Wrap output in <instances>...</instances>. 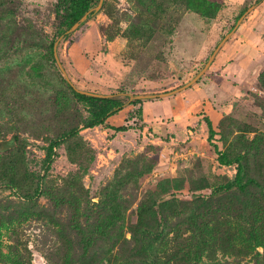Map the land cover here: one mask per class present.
Returning a JSON list of instances; mask_svg holds the SVG:
<instances>
[{"label": "rangeland", "instance_id": "obj_1", "mask_svg": "<svg viewBox=\"0 0 264 264\" xmlns=\"http://www.w3.org/2000/svg\"><path fill=\"white\" fill-rule=\"evenodd\" d=\"M73 4L0 0V264H264V0H103L61 33ZM248 8L196 82L128 101L190 81ZM56 40L75 88L125 96L105 123Z\"/></svg>", "mask_w": 264, "mask_h": 264}, {"label": "trees", "instance_id": "obj_2", "mask_svg": "<svg viewBox=\"0 0 264 264\" xmlns=\"http://www.w3.org/2000/svg\"><path fill=\"white\" fill-rule=\"evenodd\" d=\"M92 1L93 0H74L72 10L66 16L64 20L66 28L61 33L69 29L72 26V24L75 23L85 12L91 9ZM52 51H53V45H52ZM69 86L71 90L73 91V94L75 95L76 99L78 101L83 102L88 109V112L90 114V119L87 121V123H85V126L87 127L105 123L111 115L116 113L118 110L122 108V106H124L125 96H122L123 94L112 93V95L109 97H94V96H89V95H85V94L77 92L75 90L74 85H72L71 83H69ZM139 101H140L139 99L131 100L130 103H136ZM205 120H206V124L208 128L211 131L210 120L208 118H206ZM114 129L121 130L118 127ZM59 144H60V139H56L49 144L48 153H47V161H46L47 163L50 162L51 160V157L53 154V148H56ZM220 160L226 161L227 164L229 165L231 164L237 165L235 177L232 181L229 182V184H227V188L235 186L239 191H244L249 186H253V184L255 183L254 178L244 177L245 173L247 172L246 167L244 168V166L240 163L238 159L227 161V160H224V156L221 155ZM186 255L187 253L185 251L178 250L175 258H172L173 259L172 264H177V263L182 262ZM145 264H169V262L160 263V261L157 258L153 257L150 261L146 262Z\"/></svg>", "mask_w": 264, "mask_h": 264}, {"label": "water", "instance_id": "obj_3", "mask_svg": "<svg viewBox=\"0 0 264 264\" xmlns=\"http://www.w3.org/2000/svg\"><path fill=\"white\" fill-rule=\"evenodd\" d=\"M102 1L103 0H98V3L95 7H93L92 9L88 10L87 12H85L75 23L72 24V26L67 29L65 31V34L69 33V32H72L74 31L80 23H82L88 16V14L93 10V11H98L100 8H101V5H102ZM249 10V8L243 13L241 14V16L237 19L235 25L232 27V29L226 33L224 35V37L221 39V41L216 45V47L214 48V50L212 51L211 55L208 57L206 63L204 64V66L202 67V69L190 80L188 81L187 83H185L184 85L176 88V89H173L171 91H167V92H163V93H160V94H155V93H147V94H130L129 95V98H128V101H131V100H135V99H144V98H154L156 96H167V95H170L174 92H177L179 90H182L186 87H188L189 85H191L192 83L196 82V80L207 70V68L210 66V64L212 63L213 59L215 58L217 52L219 51V49L221 48V46L223 45V43H225V41L229 38V36L233 33V31L236 29L237 25L240 23V21L242 20V18L244 17V15L247 13V11ZM63 36V34L60 35V38ZM59 38V39H60ZM58 39V40H59ZM58 40H56L53 44V56H54V59H55V62L57 64V66L59 67L62 75L64 76L65 80L68 82V83H71L69 81V78L67 76V73L66 71L64 70L61 62L59 61L58 59V56H57V53H56V46H57V42ZM72 84V83H71ZM75 90L79 93H82V94H85V95H89V96H94V97H109L111 96L112 94H103V93H96V92H91V91H86V90H81V89H77L75 88Z\"/></svg>", "mask_w": 264, "mask_h": 264}, {"label": "built area", "instance_id": "obj_4", "mask_svg": "<svg viewBox=\"0 0 264 264\" xmlns=\"http://www.w3.org/2000/svg\"><path fill=\"white\" fill-rule=\"evenodd\" d=\"M224 167V169H232V171H233V174H235L236 173V167H237V165L236 164H231V165H228V166H223Z\"/></svg>", "mask_w": 264, "mask_h": 264}]
</instances>
